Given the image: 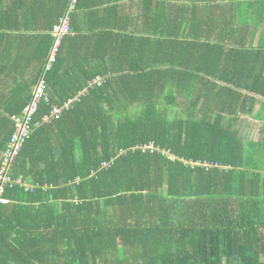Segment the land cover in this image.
I'll return each mask as SVG.
<instances>
[{"label": "trees", "instance_id": "obj_1", "mask_svg": "<svg viewBox=\"0 0 264 264\" xmlns=\"http://www.w3.org/2000/svg\"><path fill=\"white\" fill-rule=\"evenodd\" d=\"M191 24L183 37L170 30L149 56H137L128 35L87 38L65 78L59 54L35 121L71 105L33 132L11 166L25 184L7 186L0 208V264H264V142H243L236 130L249 100L239 90L264 97V77L248 84L255 68L236 47L217 82L215 46L200 39L226 38ZM225 82L233 88L218 94ZM31 96L2 119L0 169L10 116ZM168 234L180 253L159 247Z\"/></svg>", "mask_w": 264, "mask_h": 264}, {"label": "crops", "instance_id": "obj_2", "mask_svg": "<svg viewBox=\"0 0 264 264\" xmlns=\"http://www.w3.org/2000/svg\"><path fill=\"white\" fill-rule=\"evenodd\" d=\"M71 1L0 0V127L7 110H17L25 97L33 95L40 70L50 53L52 32L59 20L66 16ZM78 4L68 15L72 32L60 49L64 78L67 73L73 72L78 53L85 52L84 41L87 38H91L90 45H96L106 33H112L111 37L128 35L135 38L136 44L132 46L135 54L138 56V52H142L149 56L165 45L163 41L168 38L170 30L179 31L183 37L187 27L192 29V20L201 24L198 35L226 38V45L217 44L216 38L211 41L200 39L215 46L211 48L210 56L219 61L214 70L217 82L222 83L218 80L228 78L223 75L222 69H226L230 60L224 57H234L236 47L240 49L236 52L237 56L248 59V70L255 68L248 84L254 87L255 79L261 75L264 77V0H81ZM172 13L182 16L178 24L169 22ZM185 15L187 19L183 17ZM222 45L225 46L226 56L221 52ZM227 86L232 87L225 82L218 94ZM239 92L250 98L246 112L241 113L245 119L236 124L238 137L243 142H258L261 133L255 125L263 126V110L260 111L259 106L264 107V97L259 92ZM252 102H256L257 106ZM163 239L166 244L159 241V247H166L171 253L182 251L178 242L170 240L178 239V236L168 234ZM184 240L182 238V246ZM146 263L144 260L129 262ZM148 263L151 264L150 261Z\"/></svg>", "mask_w": 264, "mask_h": 264}, {"label": "built area", "instance_id": "obj_3", "mask_svg": "<svg viewBox=\"0 0 264 264\" xmlns=\"http://www.w3.org/2000/svg\"><path fill=\"white\" fill-rule=\"evenodd\" d=\"M78 4V0H72L71 4L68 8L66 16L59 20V24L55 27L54 31L52 32V36L54 38V43L51 48V51L46 59L45 64V72L41 74L40 79L36 83V86L33 91L32 98L27 106L23 109V111L16 116L12 117V121L14 124V132L10 142V145L7 151L4 154V161H3V168L0 173V193L4 191V183H7L10 178L8 174L10 172L11 166L13 165L14 161L21 153L26 141L30 138L33 132L41 126L43 123L51 122L54 119H58L61 117L63 111L71 105V101L66 104L65 107L60 108L56 105L52 107V112L50 115H46L43 117L42 121L36 122L35 117L37 116L41 104L44 101H49L48 94H47V83L44 78L45 73L50 70L54 64H56L61 46L65 40V38L71 35L72 29L70 26V21L68 15L76 9ZM104 81L103 78H99L95 81V83L101 85ZM151 148H154L153 145H150ZM149 149V148H148ZM154 150V149H153ZM170 159L175 160L176 157L172 155L169 156ZM189 164L196 165L200 163L190 162ZM204 166L211 167L209 164H205ZM4 182V183H3ZM14 183L17 185H24L25 183L22 181L21 178L14 180ZM26 186V185H25ZM40 186H31L27 185V190H34L35 188H39ZM48 187H44L47 189ZM9 201L2 199L0 200L1 204H8Z\"/></svg>", "mask_w": 264, "mask_h": 264}, {"label": "rangeland", "instance_id": "obj_4", "mask_svg": "<svg viewBox=\"0 0 264 264\" xmlns=\"http://www.w3.org/2000/svg\"><path fill=\"white\" fill-rule=\"evenodd\" d=\"M253 104H255L256 106H257V103L256 102H252ZM260 103H262V102H260ZM259 108H260V111H262L263 110V118H264V107H262V106H259ZM259 111V112H260ZM240 120L241 119H245L243 116H242V114L240 113ZM253 127V126H252ZM255 127H256V129L258 130V132L259 133H261V135L259 136V138L260 139H258V142L257 143H262V142H264L263 140H264V120H263V126H260V125H258V123H256V125H255Z\"/></svg>", "mask_w": 264, "mask_h": 264}, {"label": "bare ground", "instance_id": "obj_5", "mask_svg": "<svg viewBox=\"0 0 264 264\" xmlns=\"http://www.w3.org/2000/svg\"><path fill=\"white\" fill-rule=\"evenodd\" d=\"M10 145V144H9ZM3 161H4V156H3V160H2V167H1V169H0V173H1V171H2V168H3ZM8 177L10 178V180L7 182V183H4V191L2 192V193H0V200H2V199H5V200H8L9 201V199L8 198H6L5 197V192H6V189H7V186H14L15 185V183H14V179H12V177H10V174H8ZM1 183V182H0ZM10 202V201H9ZM5 205H7V204H1L0 205V208L2 207V206H5Z\"/></svg>", "mask_w": 264, "mask_h": 264}]
</instances>
